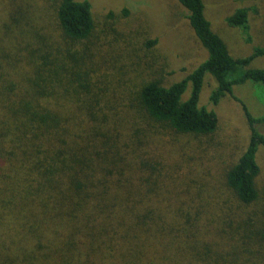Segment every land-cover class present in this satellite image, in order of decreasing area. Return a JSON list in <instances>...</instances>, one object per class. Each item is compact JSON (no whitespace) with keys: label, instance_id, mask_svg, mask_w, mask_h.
<instances>
[{"label":"trees","instance_id":"obj_1","mask_svg":"<svg viewBox=\"0 0 264 264\" xmlns=\"http://www.w3.org/2000/svg\"><path fill=\"white\" fill-rule=\"evenodd\" d=\"M177 1L206 58L167 85L160 77L143 80L119 102L96 41L106 29H96L89 0L10 9L11 19L23 22L16 39L27 40L9 57L26 66L12 65L15 79L0 72V231L12 232L19 250L18 224L25 225L39 264H264L256 159L264 113L252 115L232 93L235 83L264 84V67L248 66L264 48L231 55L203 0ZM247 10L236 8L227 21L247 31ZM207 72L216 81L210 101L226 94L240 101L248 128L241 152L212 181L196 169L218 123L216 112L199 104ZM26 254L33 263L38 257Z\"/></svg>","mask_w":264,"mask_h":264},{"label":"rangeland","instance_id":"obj_2","mask_svg":"<svg viewBox=\"0 0 264 264\" xmlns=\"http://www.w3.org/2000/svg\"><path fill=\"white\" fill-rule=\"evenodd\" d=\"M89 1L96 29L98 31L100 28L106 29L105 35L99 36L96 41L98 48L106 53L107 62L101 69L106 68L105 71L110 73L107 84L111 88H116L117 102L121 98H128L129 89L135 88L143 80L160 77L162 83L167 85L181 79L207 56L206 49L188 24L186 9L177 0ZM23 2L35 3L42 10H46L48 4L46 0L44 2L0 0V72L3 79L17 77L12 74V65L17 68L26 66L24 60L17 62L9 57L12 54L16 56L19 52L17 49L27 40L26 37L19 35L16 39L23 22H15L9 16L12 12L10 9ZM203 2L204 14L210 21L211 28L224 39L231 55L246 56L257 46L264 48V0H203ZM123 7L127 8V14L122 12ZM238 7L248 9L247 31L240 25H230L227 21V17ZM109 10L113 11L112 17L107 16ZM32 22L39 24L42 19L34 18ZM247 34L249 39L246 38ZM153 38L156 42L148 45L147 41ZM23 53L22 50L20 54ZM248 66L264 67V55L254 56ZM215 85L214 77L207 72L199 94V104L213 109L218 116L216 132L212 136L214 145L203 154L202 164L196 167L198 172H205L210 181L212 177L214 179L219 176L216 171L236 158L248 139V128L241 102L226 94L217 103H212L209 94ZM189 91L190 84L186 86L182 96H187ZM232 93L245 103L252 115L264 113V84L250 80L235 83L232 85ZM259 128L264 133V124H260ZM0 140L6 147L3 137ZM0 158L1 173L5 165L1 153ZM256 159L261 168V181H264L263 148L258 150ZM1 185L0 178V188ZM18 226L20 238H23L22 249L19 250L14 249V234L10 232L5 235L0 231V264H39L37 259L41 260L28 228L22 223ZM25 251L38 256L32 258L34 263L31 258L29 259V255H25Z\"/></svg>","mask_w":264,"mask_h":264}]
</instances>
